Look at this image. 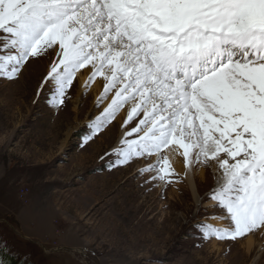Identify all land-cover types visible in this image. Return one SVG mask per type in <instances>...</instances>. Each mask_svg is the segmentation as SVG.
<instances>
[{"label": "snow or ice", "instance_id": "1", "mask_svg": "<svg viewBox=\"0 0 264 264\" xmlns=\"http://www.w3.org/2000/svg\"><path fill=\"white\" fill-rule=\"evenodd\" d=\"M49 49L57 60L37 89L52 83L49 104L65 103L81 69L85 88L102 78L98 99L112 93L93 135L131 104L124 124L138 122L115 165L154 155L140 171L166 183V153L183 157L186 174L214 165L204 236L264 235V0H0V78H19Z\"/></svg>", "mask_w": 264, "mask_h": 264}, {"label": "rangeland", "instance_id": "2", "mask_svg": "<svg viewBox=\"0 0 264 264\" xmlns=\"http://www.w3.org/2000/svg\"><path fill=\"white\" fill-rule=\"evenodd\" d=\"M56 60L49 49L19 78H0V252L16 264H264L259 233L247 258V237L204 236L200 225L216 211L209 199L220 175L214 165L191 170L192 186L178 153L182 166L170 162L172 183L140 171L154 155L115 165L122 108L93 135L90 124L110 93L98 99L103 89L96 91L95 80L80 89L82 69L64 104L48 103L51 82L38 96Z\"/></svg>", "mask_w": 264, "mask_h": 264}, {"label": "bare ground", "instance_id": "3", "mask_svg": "<svg viewBox=\"0 0 264 264\" xmlns=\"http://www.w3.org/2000/svg\"><path fill=\"white\" fill-rule=\"evenodd\" d=\"M82 72V75L80 73H78V78H79V87L80 89L84 86L85 84V81L87 79V77L89 76L90 72L88 70H85V69H82L81 70ZM93 87L97 90H102L103 89V80L102 78L100 77H97L94 81V85ZM110 97L107 99V101H111V98H112V93H110L109 95ZM131 107V104H127L125 105L121 112H120V117H122V120H123V123L121 124L122 125V128H121V131L119 132V136H118V143L116 144V146H119L120 145V140L122 139L123 135H124V132L126 131L125 130V124H124V120L125 118L127 117V112L128 110L130 109ZM119 144V145H118ZM166 155L169 156V159H170V162L171 164H173L174 166L177 167V165H179V167L182 166V164L179 162L180 159H178V155L175 154V153H166ZM183 158V157H182ZM155 159L154 157L152 158V160ZM184 173H185V177L186 179L188 180V182L190 183V185L192 186V174H191V171H187V174H186V168L184 166ZM188 183V184H189ZM191 189V188H190ZM193 192V191H192ZM260 234V233H259ZM255 235H250L248 236L246 239H245V249H246V258L247 256H250V253L253 251V248H255V245H256V241L257 239L259 240L260 238H256ZM261 238H264V235H261ZM259 242V241H258ZM243 250V249H242ZM243 262V261H242Z\"/></svg>", "mask_w": 264, "mask_h": 264}, {"label": "trees", "instance_id": "4", "mask_svg": "<svg viewBox=\"0 0 264 264\" xmlns=\"http://www.w3.org/2000/svg\"><path fill=\"white\" fill-rule=\"evenodd\" d=\"M0 259L4 260L6 264H16L15 258L7 253L0 252Z\"/></svg>", "mask_w": 264, "mask_h": 264}]
</instances>
